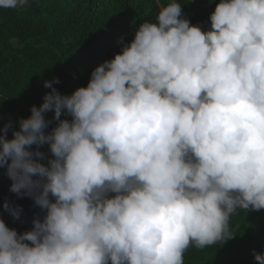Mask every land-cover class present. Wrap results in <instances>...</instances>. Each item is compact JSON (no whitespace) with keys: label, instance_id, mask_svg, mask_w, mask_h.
Instances as JSON below:
<instances>
[{"label":"clouds","instance_id":"clouds-1","mask_svg":"<svg viewBox=\"0 0 264 264\" xmlns=\"http://www.w3.org/2000/svg\"><path fill=\"white\" fill-rule=\"evenodd\" d=\"M210 21L202 31L178 0L159 5L87 86L62 95L45 81L20 130L4 127L10 191L46 215L22 234L0 219V264H184L189 247L234 235L237 208L264 209V0H220ZM45 143L47 165L30 150Z\"/></svg>","mask_w":264,"mask_h":264},{"label":"trees","instance_id":"trees-1","mask_svg":"<svg viewBox=\"0 0 264 264\" xmlns=\"http://www.w3.org/2000/svg\"><path fill=\"white\" fill-rule=\"evenodd\" d=\"M168 2L29 0L22 9H0V113L12 115L18 131L20 120L52 90L45 81H52L62 95L87 86L94 68L121 52L142 22H155L159 5ZM178 2L183 18L202 31L211 30L210 14L220 0ZM44 115L47 134L58 121L54 111ZM60 119L72 117L63 111ZM229 228L234 235L223 242L189 247L184 264H258L254 253L264 254V209L237 208Z\"/></svg>","mask_w":264,"mask_h":264},{"label":"water","instance_id":"water-1","mask_svg":"<svg viewBox=\"0 0 264 264\" xmlns=\"http://www.w3.org/2000/svg\"><path fill=\"white\" fill-rule=\"evenodd\" d=\"M6 125H10L6 133V138L11 139L13 137V131H17L15 118L10 114L3 115L0 113V135L4 134L3 129ZM30 150L33 152L37 150L43 152L44 158L40 160V162L46 165L50 159L54 158L50 152V145L48 143L39 146L33 144L30 146ZM34 158L39 159L37 157ZM33 178L37 179L38 177ZM11 184L12 180L7 175L6 166H0V219L4 221L6 226L15 229L18 234H22L33 228L34 219H40L42 221L46 215V210L36 205L31 196L23 194V192L18 195L10 191ZM49 198L51 200L55 199L51 194H49ZM6 201L12 208H19L20 214L18 219L14 218L9 211L4 208V203Z\"/></svg>","mask_w":264,"mask_h":264}]
</instances>
